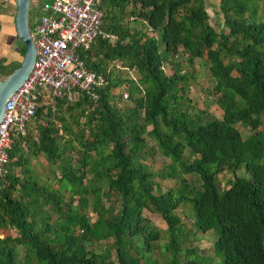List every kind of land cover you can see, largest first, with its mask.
<instances>
[{"label": "trees", "instance_id": "obj_1", "mask_svg": "<svg viewBox=\"0 0 264 264\" xmlns=\"http://www.w3.org/2000/svg\"><path fill=\"white\" fill-rule=\"evenodd\" d=\"M100 9L111 39L79 51L105 78L98 100H39L36 132L27 127L6 151L0 264H264V0H217L214 22L207 0H105ZM195 63L211 83L203 108L187 95ZM18 65L1 57L0 77ZM40 156L54 186L30 163ZM185 205L196 233L214 234L213 257L183 246L176 211Z\"/></svg>", "mask_w": 264, "mask_h": 264}, {"label": "built area", "instance_id": "obj_2", "mask_svg": "<svg viewBox=\"0 0 264 264\" xmlns=\"http://www.w3.org/2000/svg\"><path fill=\"white\" fill-rule=\"evenodd\" d=\"M104 1L51 0L39 5L41 14L29 29L35 49L32 69L6 100L0 121V176L12 138L25 135L39 100L44 104L55 99L71 103L80 96L91 102L98 100L105 78L85 66L79 51L88 49L97 37L111 39L101 29L100 5ZM11 5L13 0H0L1 9Z\"/></svg>", "mask_w": 264, "mask_h": 264}, {"label": "rangeland", "instance_id": "obj_3", "mask_svg": "<svg viewBox=\"0 0 264 264\" xmlns=\"http://www.w3.org/2000/svg\"><path fill=\"white\" fill-rule=\"evenodd\" d=\"M31 1L33 3H30L29 16H28V23H29L30 30L32 28V23L34 22L36 17H38L41 14L39 10V5L41 3H49L51 0H42L40 3L37 4V7H34L33 5L34 1L33 0ZM216 4H217V0H207V11L210 15V20L212 22H214L213 21V15H214L213 10L215 9ZM261 9L262 8L260 7V10ZM259 14L261 13L259 12ZM13 16H14V7L9 6L8 11L4 10V15H3L4 22H2V24L5 27H0V30L4 34V37H3V40L0 41V45H1L0 50L4 54L2 58L6 60L20 61L22 57V53L16 41V37L14 34V30H13ZM180 65L186 66L185 59L184 61H181ZM164 69L166 73L171 72V70H168L166 67ZM194 69H195L196 78L192 83H190L188 90H187V95L195 102V104L199 108H203L205 105L204 103L207 100H210V97H212L211 88L209 87L211 83H210L209 75L207 74L204 68H201L197 63H195ZM113 72L115 73V69L113 70ZM119 74L124 75L123 71L122 73L120 72ZM131 76H133V74ZM123 88H124V85H121L120 87L116 89L117 93L121 94V98L117 101V104L120 106L125 105V103L127 102V99L125 97L127 93ZM208 111H210L216 116H219L221 113L214 103H210L208 107ZM27 127L32 128L33 132H36L34 129V121L32 119H30L29 122H27L26 128ZM240 131L242 132L243 135H246V134H249L252 130L248 128L246 129L240 128ZM161 160H162L161 156H159L158 154H155L152 159L148 158L147 161L153 167V169L156 170L160 168ZM30 163L32 164V167L34 171L36 172V174H38L37 176L41 182L49 180L50 183L53 184L52 186L55 185L51 180V176L48 170L49 169L48 164L44 161V159L41 156L38 157L37 159L31 158ZM227 175H229V173L227 174L221 173L218 176V180L221 185L224 182V180L227 178ZM174 184H175V180H172V181L168 180L163 183L164 186H168V187ZM187 211H188V206L186 205L180 206L178 210L176 211V214L179 216L181 220V224H184L183 232L181 233V234H185L181 236L183 246H185V248L189 246H193L199 255L213 257L212 241L214 238V234L210 231L205 234L198 233V232L196 233L193 226L191 225V219L185 218V214L187 213ZM143 215L145 218H147L151 222L152 226L159 229L160 231L161 230L163 231L166 228L165 223L158 216L151 214L147 212L146 210H143ZM159 242L163 243L165 242V240L162 239ZM93 247L95 246L93 245ZM99 247L102 248L103 243ZM157 250L159 251V248ZM157 250L156 252L153 253L155 258L159 257L157 254ZM182 258L183 257L181 256V261H182ZM158 259L161 260V258H158Z\"/></svg>", "mask_w": 264, "mask_h": 264}, {"label": "water", "instance_id": "obj_4", "mask_svg": "<svg viewBox=\"0 0 264 264\" xmlns=\"http://www.w3.org/2000/svg\"><path fill=\"white\" fill-rule=\"evenodd\" d=\"M14 16L13 30L15 37L23 46V54L19 65L6 76L0 77V121L4 114V104L6 100L13 95L22 86L30 73L34 57V43L29 33V6L33 3L31 0H13ZM38 2L33 5L37 7Z\"/></svg>", "mask_w": 264, "mask_h": 264}, {"label": "crops", "instance_id": "obj_5", "mask_svg": "<svg viewBox=\"0 0 264 264\" xmlns=\"http://www.w3.org/2000/svg\"><path fill=\"white\" fill-rule=\"evenodd\" d=\"M4 10H7L8 11V8L7 9H1L0 8V27H5L3 24H2V22H4L3 21V15H4ZM37 18V17H36ZM35 21V20H34ZM3 37H4V34L1 32V30H0V41H2L3 40ZM0 48H1V45H0ZM4 56V54L1 52V50H0V57H3ZM8 61V60H7Z\"/></svg>", "mask_w": 264, "mask_h": 264}]
</instances>
